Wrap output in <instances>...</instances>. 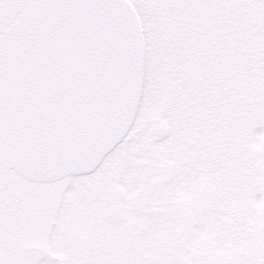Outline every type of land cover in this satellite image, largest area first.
Instances as JSON below:
<instances>
[{"label":"snow or ice","instance_id":"1","mask_svg":"<svg viewBox=\"0 0 264 264\" xmlns=\"http://www.w3.org/2000/svg\"><path fill=\"white\" fill-rule=\"evenodd\" d=\"M248 13L264 0H0V264H51L20 246L41 234L83 238L67 264H264V156L244 149L264 15L230 43Z\"/></svg>","mask_w":264,"mask_h":264},{"label":"rangeland","instance_id":"2","mask_svg":"<svg viewBox=\"0 0 264 264\" xmlns=\"http://www.w3.org/2000/svg\"><path fill=\"white\" fill-rule=\"evenodd\" d=\"M260 15H264V14H257V13H248L245 14V18L244 19H240L239 20V24H240V32L236 35V37L234 39L231 40V46L233 49H236L238 51H245L246 49L252 47L251 44L248 43L247 41V35H246V29L249 27V24L251 21H253L254 19H259ZM240 14L237 13L236 17L239 18ZM205 19L208 23H216L219 22L221 20H224L228 23L231 22L232 17L229 14H225V13H219V14H211V15H206ZM242 66H244V61H241ZM157 125H165L167 126L166 122L164 121H160ZM256 139H259L260 142L256 143V142H251V143H245L244 144V149L248 152V154L252 157H257V156H264V137H257ZM260 211H264V209H260ZM115 225V224H114ZM78 242L81 244V247L84 245L85 241L83 240V238L81 240H78ZM13 246L17 245V242L15 240L12 241ZM45 243V244H44ZM22 246L24 249L28 248L31 249V247L33 248H39V247H48V239H47V234H41L39 235L36 240L34 242H29L26 244H22L20 245ZM50 249L53 248V246L49 247ZM32 252H35V250L31 249ZM30 251V252H31ZM216 251V250H213ZM56 252V253H54ZM60 252V251H59ZM58 250H54L51 254V258L50 257H46L45 259H47L48 261L50 260H54L55 263H51V264H59L57 261H61L62 264H65V262L68 260L67 256H64L63 253H59ZM37 253V252H35ZM40 253V252H39ZM46 253V252H45ZM50 254V252H48ZM38 254V253H37ZM50 256V255H49ZM44 258L43 256H38V258Z\"/></svg>","mask_w":264,"mask_h":264},{"label":"flooded vegetation","instance_id":"3","mask_svg":"<svg viewBox=\"0 0 264 264\" xmlns=\"http://www.w3.org/2000/svg\"><path fill=\"white\" fill-rule=\"evenodd\" d=\"M113 199H114V194H113ZM110 223H112V224H119L120 222H111V221H109ZM82 239V237L80 236V235H78V234H70V235H68V236H66L65 238H64V243H63V245H61V246H57V247H53V248H49L51 245L49 244V242H48V247H45V248H43V247H39V248H33V247H31V249H33V250H35V252H37L38 254V256L40 255V256H43L44 258H46L47 256L48 257H50L51 258V254H52V252L54 251V250H58V252L60 251L61 253H63V255L64 256H67L68 257V260L70 259V258H72L73 256H74V254L76 253V251L79 249V248H81V244L78 242V240H81ZM45 244V243H44ZM52 247V246H51ZM31 249H26L25 248V250L27 251V252H30L31 251ZM32 252V251H31ZM40 252V253H39ZM46 252V253H45ZM48 252H50V254L48 253ZM59 252V253H60ZM54 253H56V252H54ZM60 253V254H61ZM50 255V256H49ZM67 260V261H68ZM67 261L65 262V264H67ZM50 262L51 263H55V261L54 260H50ZM59 264H62V262L61 261H57Z\"/></svg>","mask_w":264,"mask_h":264},{"label":"water","instance_id":"4","mask_svg":"<svg viewBox=\"0 0 264 264\" xmlns=\"http://www.w3.org/2000/svg\"><path fill=\"white\" fill-rule=\"evenodd\" d=\"M133 15L135 16L136 13H133ZM137 27H139V20H137ZM139 37H140V40L142 42V34H138ZM156 127V130L160 133H164L167 131V127L164 126V125H157L155 126ZM138 163H142V162H138ZM163 177H161V182L163 181ZM123 196V190L122 189H118L114 192V201H116L117 203L119 202V200L122 198ZM108 220L111 221V222H120V217L118 215V213L116 212L115 209H113L112 211H110L108 213V216H107Z\"/></svg>","mask_w":264,"mask_h":264}]
</instances>
